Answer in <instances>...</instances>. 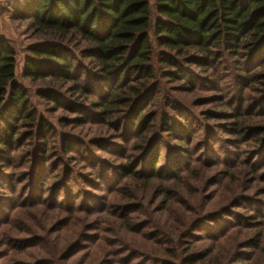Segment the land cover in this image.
Listing matches in <instances>:
<instances>
[{"label": "rangeland", "instance_id": "obj_1", "mask_svg": "<svg viewBox=\"0 0 264 264\" xmlns=\"http://www.w3.org/2000/svg\"><path fill=\"white\" fill-rule=\"evenodd\" d=\"M20 1L0 0V35L15 52L16 83L54 136L32 138L25 128L15 146L0 145V264H182L211 249L212 259L264 264V135L255 144L254 134H237L238 117L264 125L259 104L239 99L249 94L242 77L255 64L213 48L210 64L189 53L179 69L165 66L153 37L156 0H149L152 83L187 111L174 135L156 131L134 146L128 112L107 117L98 107L112 89L98 92L91 83L87 98L61 91L46 101L39 93L56 85L24 78L28 48L43 40L28 22L12 20ZM81 64L96 74L89 61ZM156 99L146 116L158 112ZM147 175L156 184L143 190L135 178ZM159 184L178 194L175 216L154 194ZM171 248L176 257L166 254Z\"/></svg>", "mask_w": 264, "mask_h": 264}, {"label": "trees", "instance_id": "obj_2", "mask_svg": "<svg viewBox=\"0 0 264 264\" xmlns=\"http://www.w3.org/2000/svg\"><path fill=\"white\" fill-rule=\"evenodd\" d=\"M20 2L12 9V20L28 22L33 36L43 40L42 44L28 48L24 78L35 83L48 81L58 89L41 91L42 99L52 101L54 93L59 96L61 91L77 96L78 100L87 98L92 94L88 88L91 83L92 90L98 92L112 89L107 102L98 107L107 117H112V112L127 111L125 128L138 147L147 145L156 131L174 135L178 126L183 128L187 109L178 107L165 91L161 92L159 83H152L156 75L150 65L153 48L149 0ZM156 16L153 37L157 47L164 49L161 55L165 56V66L179 69L178 59L189 53L197 56L192 60L210 64L218 52L213 48L255 64L242 77L247 82L244 90H249V94L239 99L255 100L264 119V0H156ZM76 55L80 63L75 62ZM82 60L93 64L95 75L85 71ZM15 65V52L0 35V145L5 149L21 140L19 132L25 128L31 130L32 138L54 136L52 127L31 106L25 89L16 83ZM180 74L175 78L180 80L183 72ZM255 84L258 87L253 88ZM153 98L157 99L151 107L158 112L148 117L144 114L146 104ZM237 134L240 139L254 134V142L259 144L263 142L264 125H254L249 116L238 117ZM155 177L147 175L146 182L135 179L143 190H148L156 184ZM174 192L159 184L154 194L167 209L177 202L178 194ZM168 211L176 215L173 208ZM261 239L259 235L252 241ZM212 253L213 249L195 253L183 263L230 264L223 255L212 259ZM166 254L176 257V250L167 249Z\"/></svg>", "mask_w": 264, "mask_h": 264}]
</instances>
